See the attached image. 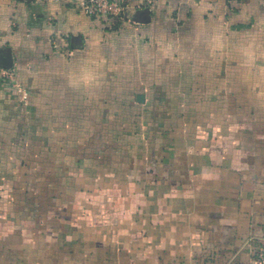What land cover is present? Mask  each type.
Instances as JSON below:
<instances>
[{"label":"crops","instance_id":"crops-1","mask_svg":"<svg viewBox=\"0 0 264 264\" xmlns=\"http://www.w3.org/2000/svg\"><path fill=\"white\" fill-rule=\"evenodd\" d=\"M83 1L0 0V264H261L264 0Z\"/></svg>","mask_w":264,"mask_h":264},{"label":"built area","instance_id":"built-area-1","mask_svg":"<svg viewBox=\"0 0 264 264\" xmlns=\"http://www.w3.org/2000/svg\"><path fill=\"white\" fill-rule=\"evenodd\" d=\"M232 4L234 0H227ZM83 12L89 17H106L110 21V28L127 22V6L123 1L117 0H84L82 3ZM259 262L264 264V251L259 255Z\"/></svg>","mask_w":264,"mask_h":264},{"label":"rangeland","instance_id":"rangeland-1","mask_svg":"<svg viewBox=\"0 0 264 264\" xmlns=\"http://www.w3.org/2000/svg\"><path fill=\"white\" fill-rule=\"evenodd\" d=\"M239 84V86H244L245 85V83H238ZM260 83H256V82H254V83H251V85H252V91L254 92V93H260L261 91H262V87H261V85H259ZM251 88V87H250ZM244 89V88H243ZM242 101V102H241ZM243 101H246V98L245 97H240L239 98V104H242L243 103V105L245 104V102H243ZM253 102L251 103V104H253V106H259V105H261V104H263V99H261L260 97L259 98H257V97H254L253 98V100H252ZM257 104V105H256Z\"/></svg>","mask_w":264,"mask_h":264}]
</instances>
